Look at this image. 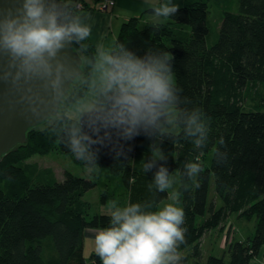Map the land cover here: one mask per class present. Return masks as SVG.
I'll list each match as a JSON object with an SVG mask.
<instances>
[{"label":"trees","instance_id":"obj_1","mask_svg":"<svg viewBox=\"0 0 264 264\" xmlns=\"http://www.w3.org/2000/svg\"><path fill=\"white\" fill-rule=\"evenodd\" d=\"M69 2L79 12L92 7L83 0ZM178 6L172 17L160 19L158 31L152 27L154 20H126L116 44L123 43L141 56L148 50L170 52L173 80L181 90L180 107L200 109L210 129L203 149L186 141L180 128L159 142L161 149L177 153L167 168L178 172L179 200L185 212L181 264H251L264 253V109H248L245 101L254 94L264 106V0H239L238 11L224 10L219 37L212 45L207 42L209 0H183ZM146 12L152 13L151 7ZM85 43L90 55L95 45L90 40ZM83 70L86 75L88 68ZM85 93L86 89L72 86L64 101L66 108ZM50 122L31 129L27 142L0 162V264H102L94 250L89 258L84 253L86 229L107 226L110 219L106 213L92 215L85 199L86 192L97 186L96 178L66 171L63 180L53 174L49 180H40L38 169L28 162L35 154L56 148L73 155L60 138L61 121ZM111 131V141L92 146L97 155L102 152L107 175L119 176L128 203L160 204L168 192L149 191L147 185L164 163L158 161L147 174L141 164L151 158L150 145L156 141L143 134L131 148ZM218 150L224 154L222 160L216 156ZM207 155L209 164L203 160ZM185 161L199 162L204 169L199 187L187 192L181 187L187 179L182 175ZM212 180L215 192L210 198ZM107 195L108 190L103 193L104 202ZM233 213L248 220L256 217L254 234L229 242L228 260L213 254L204 259L202 239L224 229Z\"/></svg>","mask_w":264,"mask_h":264},{"label":"clouds","instance_id":"obj_2","mask_svg":"<svg viewBox=\"0 0 264 264\" xmlns=\"http://www.w3.org/2000/svg\"><path fill=\"white\" fill-rule=\"evenodd\" d=\"M16 2L15 8L0 7V83L20 93L27 117L37 123L44 118V108L57 106L60 138L87 167H99L92 146L111 141V130L124 140L143 132L161 141L176 135L179 127L183 138L195 148L207 145L210 129L202 111L180 107L181 90L173 80L170 52L148 50L141 56L123 43L97 42L87 55L91 16L79 12L74 3ZM149 6L156 18L152 23L156 31L162 26L160 19L172 17L179 9L172 0ZM66 49L78 53V62H73ZM84 67L88 68L86 75L82 74ZM66 83L73 90L86 89L69 110L63 105ZM150 148L151 158L141 161L144 174L167 158L154 142ZM121 154L122 150L118 151L116 158ZM216 156L222 160L224 154L218 150ZM203 170L199 162H184L182 175L187 179L181 187L185 192L199 187ZM173 183L172 174L161 164L147 187L168 192L172 203L120 206L116 200L109 202L108 225L91 229L94 252L102 264H181L185 212L178 206L181 193L173 189Z\"/></svg>","mask_w":264,"mask_h":264},{"label":"rangeland","instance_id":"obj_3","mask_svg":"<svg viewBox=\"0 0 264 264\" xmlns=\"http://www.w3.org/2000/svg\"><path fill=\"white\" fill-rule=\"evenodd\" d=\"M209 5H210V11L207 17V21L209 25V34L207 36V42L209 45H212L217 41L219 37V29L223 18L224 10L229 9L232 11H238L239 0H209ZM252 96L255 95L252 94ZM252 96L246 99L245 101L246 107L248 109H256L259 107L261 109H264V106H261L262 102L256 99V96L254 98H252ZM71 105L72 104H70V106L66 108V105L64 104V108L66 110H69L71 108ZM175 131L178 132L179 127H177ZM143 134L144 133L141 132L139 135H136L130 140H125V141L128 144H130L132 148L135 146V143L140 138V136H143ZM159 142L160 140H156L155 144L160 147ZM161 150L165 153V156L167 157L166 160H162L164 165L167 167L168 165H170L172 162L175 161L177 153L175 151H170V150H163V149ZM210 159H211L210 155L203 157V160L206 164L210 163ZM28 162L32 163L35 169H38V172L40 173L39 176L40 180H44V179L49 180L51 179L52 174L58 180H63L65 176L64 173L66 171L72 172L75 175L86 178L95 177L96 180L98 181L97 186L90 189L85 194V199L88 200L91 204L92 215L96 213L108 214L109 202L111 200H116L120 206H124L128 203V192L127 189L120 183L119 176L110 177L109 175H107L108 169L103 163V157L101 151H99L97 155V164L99 165V167L96 169H91L86 165L81 164L75 156L70 155L66 152H62L59 148L53 149L52 151L46 154H35L28 160ZM93 173L95 175H93ZM170 173L172 174L174 179L173 189L178 190L180 185V178L178 172L175 170H171ZM107 190H108V195L106 196L105 199L106 202H104L103 193ZM169 191H171V189ZM214 192H215L214 182L212 180L211 188H210V198H213ZM167 203H172V201L169 200L168 196L160 202L161 205ZM178 206L182 207L180 200L178 201ZM229 219L235 223V226L238 228V230L240 229L242 235L246 239L254 234L257 225L256 217L248 220L245 218L238 217V214L233 213L229 217ZM217 233L218 230H214L212 232H209L202 239L204 259H206L208 255L213 254L219 257L224 256L228 260L230 257L229 252L226 248L222 247L221 241L219 239L220 236L218 237ZM237 237L238 234L235 235L236 240ZM228 241L226 242L224 239V244L227 245L229 243ZM85 243H86V247L84 249V253L85 256L89 258L91 252L94 250V246H93L92 236H89L88 232L86 233ZM185 253H189V252L186 250Z\"/></svg>","mask_w":264,"mask_h":264},{"label":"crops","instance_id":"obj_4","mask_svg":"<svg viewBox=\"0 0 264 264\" xmlns=\"http://www.w3.org/2000/svg\"><path fill=\"white\" fill-rule=\"evenodd\" d=\"M83 1L85 3H88L90 6H92L91 9L88 8L80 12L85 15L91 16L90 23H92L93 28H92V35L89 38V40L93 42L94 45L97 42H103L106 45L116 44L117 36L123 22H125L126 20L132 17H138L142 21L156 20V18L153 16V13H148L146 12V10L150 8L149 6L150 4H158L162 2V0H147V3L146 0H115L116 1L115 6L105 10H101L96 6L97 4L95 0H83ZM172 2L177 5H180L183 2V0H172ZM229 220L225 225V230L219 229L217 233L218 237L220 236L219 239L221 241L222 247L224 248L227 247L226 244H224V239L226 242L228 240H229L228 242H231L232 240H236L235 235L237 234H238L237 240L241 241L246 239L242 235L240 229L238 230V228L235 226V223ZM91 229L93 228L86 229L85 237L87 232L89 236L93 235ZM85 247H86V243H85ZM251 264H264V253L261 252L259 255L254 257Z\"/></svg>","mask_w":264,"mask_h":264},{"label":"water","instance_id":"obj_5","mask_svg":"<svg viewBox=\"0 0 264 264\" xmlns=\"http://www.w3.org/2000/svg\"><path fill=\"white\" fill-rule=\"evenodd\" d=\"M17 6L16 0H0V7L2 8H15ZM65 51L73 62H78L77 52L69 49ZM65 88L68 90L66 92L67 97L72 86L66 83ZM26 107V104L20 101V93L12 90L7 83H0V162L15 147L27 142L28 133L31 129L47 124L56 118L58 111L57 106L49 105L43 110L44 118L37 123L34 119L30 120L27 117Z\"/></svg>","mask_w":264,"mask_h":264},{"label":"built area","instance_id":"obj_6","mask_svg":"<svg viewBox=\"0 0 264 264\" xmlns=\"http://www.w3.org/2000/svg\"><path fill=\"white\" fill-rule=\"evenodd\" d=\"M115 4H116L115 0H99L97 3V7L101 10H105L115 6ZM82 5H83L82 3H79L78 8H81Z\"/></svg>","mask_w":264,"mask_h":264}]
</instances>
